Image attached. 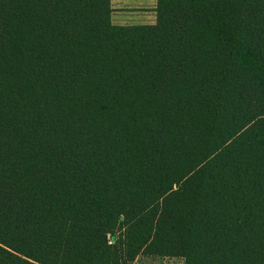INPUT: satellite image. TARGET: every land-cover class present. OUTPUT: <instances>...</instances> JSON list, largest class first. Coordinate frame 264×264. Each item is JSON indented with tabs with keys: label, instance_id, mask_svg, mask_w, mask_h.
Here are the masks:
<instances>
[{
	"label": "trees",
	"instance_id": "obj_1",
	"mask_svg": "<svg viewBox=\"0 0 264 264\" xmlns=\"http://www.w3.org/2000/svg\"><path fill=\"white\" fill-rule=\"evenodd\" d=\"M0 0V264H264V0Z\"/></svg>",
	"mask_w": 264,
	"mask_h": 264
},
{
	"label": "rangeland",
	"instance_id": "obj_2",
	"mask_svg": "<svg viewBox=\"0 0 264 264\" xmlns=\"http://www.w3.org/2000/svg\"><path fill=\"white\" fill-rule=\"evenodd\" d=\"M112 2L113 13L111 14V18H148L144 21H151V18L154 16L152 11L155 9L156 0H144V2H141V0H112ZM126 23H129V21ZM121 26L133 25L125 24ZM128 264H182V260L180 258H145L140 256Z\"/></svg>",
	"mask_w": 264,
	"mask_h": 264
},
{
	"label": "crops",
	"instance_id": "obj_3",
	"mask_svg": "<svg viewBox=\"0 0 264 264\" xmlns=\"http://www.w3.org/2000/svg\"><path fill=\"white\" fill-rule=\"evenodd\" d=\"M141 2H144V0H141ZM110 3H111V8L113 10V6H112L113 2H112V0H111ZM152 13H153L154 16H153V18H151V21H144V20H146L148 18H113V17L111 18V20H112V23L114 25H118V26L125 25V24H127V25H152V24H154V21H155V13H154V11H152ZM127 21H129V23H126ZM138 21H144V22H138Z\"/></svg>",
	"mask_w": 264,
	"mask_h": 264
}]
</instances>
